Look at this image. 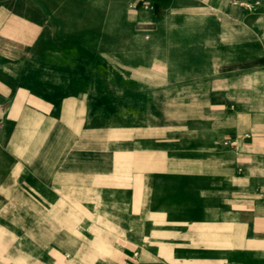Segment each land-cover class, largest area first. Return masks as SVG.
I'll return each instance as SVG.
<instances>
[{"label":"crops","instance_id":"0c3cea01","mask_svg":"<svg viewBox=\"0 0 264 264\" xmlns=\"http://www.w3.org/2000/svg\"><path fill=\"white\" fill-rule=\"evenodd\" d=\"M206 1L181 11L180 62L173 31L154 43L163 13L140 29L158 52H111L77 19L0 6V141L17 182L66 204L68 264H264V10ZM120 159L167 181L161 207L151 183L119 200ZM128 214L103 237L88 223Z\"/></svg>","mask_w":264,"mask_h":264},{"label":"rangeland","instance_id":"374dc122","mask_svg":"<svg viewBox=\"0 0 264 264\" xmlns=\"http://www.w3.org/2000/svg\"><path fill=\"white\" fill-rule=\"evenodd\" d=\"M217 2L218 0H207L205 7H214ZM193 3L188 0H0V6L9 5L20 10L31 4L39 9L44 8L51 19L73 18L83 28L92 26L98 34L104 36L102 45L111 52H119L120 48L128 49L129 52H158L159 50L152 48L150 37L146 36L150 33H142L140 29H146V15L163 13L157 22L159 40H154V43L162 47L166 44L167 30L173 31L169 34V43L176 44L175 55L178 62L184 61V47L191 40L188 35L189 24L197 25V22L192 24V20L188 21L183 17L181 11ZM230 6L264 10V0H234ZM170 8L175 12L174 17L166 20L165 12ZM118 162L121 165L125 159ZM13 163L14 158L8 153L7 145L0 141V264H68L66 204H51L47 197L48 188L26 189L22 178L17 182L15 176L10 174ZM127 170V166H119L117 176L112 178L117 180L115 191L119 200L123 192L128 195L135 190L144 191L143 186L152 184L155 194L153 204L161 207L168 198L165 196V189L169 186L167 181L130 182ZM187 182L192 184V181L186 180L185 183ZM198 213L200 211L190 210L186 215L195 216ZM140 216L144 218L146 215ZM172 216L177 217L178 213H172ZM132 219L133 216L129 214L117 218L90 215L88 223L98 236L103 237L105 225L117 223L126 228ZM77 221L82 219H76V223Z\"/></svg>","mask_w":264,"mask_h":264},{"label":"built area","instance_id":"2783aa9c","mask_svg":"<svg viewBox=\"0 0 264 264\" xmlns=\"http://www.w3.org/2000/svg\"><path fill=\"white\" fill-rule=\"evenodd\" d=\"M242 5V4H241Z\"/></svg>","mask_w":264,"mask_h":264}]
</instances>
